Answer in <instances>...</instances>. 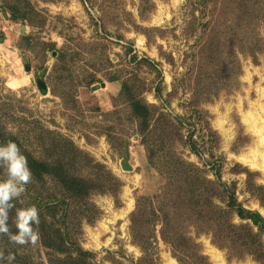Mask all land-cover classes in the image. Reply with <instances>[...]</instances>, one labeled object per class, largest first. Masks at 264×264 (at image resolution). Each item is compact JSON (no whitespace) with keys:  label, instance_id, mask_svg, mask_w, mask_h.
<instances>
[{"label":"rangeland","instance_id":"1","mask_svg":"<svg viewBox=\"0 0 264 264\" xmlns=\"http://www.w3.org/2000/svg\"><path fill=\"white\" fill-rule=\"evenodd\" d=\"M220 2L226 1L0 0V37L7 40L0 44V130L19 138L21 153L38 158L45 157L43 139L49 145L53 138L68 140L121 182L117 195L96 193L74 205L72 239L94 254L90 264H184L159 234L148 250L131 234L138 200L158 194L171 169L182 167L178 160L226 184L239 205L264 218V19L251 26L255 40L246 34L252 46L229 41L201 60L199 46L210 35L204 25ZM255 5L259 11L264 0ZM227 6L233 11L242 3L227 0ZM18 67L30 70L24 74L32 84L10 86L24 78ZM134 96L159 109L151 133H140L129 101ZM127 150L132 171L122 167ZM252 152L261 158L254 167L240 160ZM222 191L213 201L226 211L230 195ZM56 195L62 190L51 178L32 177L16 199L36 202L40 215ZM232 221L252 226L235 213ZM189 236L209 264H261L231 254L205 231L191 229ZM17 247L29 263L49 264L40 241Z\"/></svg>","mask_w":264,"mask_h":264},{"label":"trees","instance_id":"2","mask_svg":"<svg viewBox=\"0 0 264 264\" xmlns=\"http://www.w3.org/2000/svg\"><path fill=\"white\" fill-rule=\"evenodd\" d=\"M207 1L202 0V3L205 2L206 5ZM224 1H226L225 4L220 2V5L214 7L211 22L204 25L205 27L209 25L210 35L199 46L201 60L215 57L221 47L229 41L232 43L237 40L243 45L248 43L247 48L252 46L254 42L250 41L246 34L255 40L256 38L251 35V26L256 19L260 17L264 19V8L259 11L256 9L255 4L259 0H238L239 4L242 3L241 9L238 7L233 11L228 8L227 0ZM237 14L238 17L235 18ZM229 16H232V19ZM236 20L240 25L236 23ZM223 29H227V32L225 33ZM219 46L221 47L218 50ZM128 87L126 85L125 90L130 92ZM129 101L139 124L140 133H146L148 130L151 133L150 129L159 109L136 96ZM161 115L164 114L161 113ZM166 122L167 125L175 126L168 118ZM47 139L49 138L42 140L45 157L38 158L25 149L22 154L27 159L32 177L38 182H45L46 178H51L62 190L63 196L56 195L52 198L53 200L42 206L45 211L43 210L44 212L39 215L40 223L33 227L38 228L40 244L50 253L49 264H90L89 260L94 254L84 250L72 239L69 219L74 213V205L87 202L88 198L96 193L117 195L121 182L107 171L104 165L96 163L93 158L76 148L72 142L53 138L54 143L49 145L46 143ZM9 141L16 143L22 150L23 146L18 137L0 130V145ZM154 157V150H151L150 158ZM177 165L182 167L171 169L173 176L158 194L138 200L137 208L131 216V234L134 242L142 250H148L158 239L159 234L162 240L171 245L174 255L180 262L209 264L207 258L200 253L198 244L189 236L191 229L200 230L212 234L214 241L220 247L227 248L231 254H236L239 258L249 255L264 264V243L261 237L264 234V218L239 205L235 194L226 184L209 181L192 165L179 160ZM78 166L87 169L84 175L74 170ZM221 191L230 195L226 211L213 201ZM252 194L260 198L257 191ZM12 204L14 207L9 212L8 226L10 232L16 234L18 230L14 221L17 210L33 205L39 209V206L36 202L24 204L16 198ZM233 213L237 214L241 220L251 222L252 226L250 224L235 225L232 221ZM158 227H160L159 231H157ZM253 227H257L259 232L255 233ZM0 237V240L4 241L5 264H34L18 255V244L11 243L8 235L0 234ZM10 254L14 259H8Z\"/></svg>","mask_w":264,"mask_h":264},{"label":"clouds","instance_id":"3","mask_svg":"<svg viewBox=\"0 0 264 264\" xmlns=\"http://www.w3.org/2000/svg\"><path fill=\"white\" fill-rule=\"evenodd\" d=\"M0 167L5 170L6 179L0 181V234L9 236L11 243L35 245L39 239L38 226L40 223L39 210L36 206L18 209L15 226L17 233L12 234L8 226L9 212L14 207L12 201L19 198L25 191V186L31 182L32 173L26 157L21 153L19 146L9 141L0 145ZM3 254L0 253V258ZM14 257L9 255V259Z\"/></svg>","mask_w":264,"mask_h":264},{"label":"bare ground","instance_id":"4","mask_svg":"<svg viewBox=\"0 0 264 264\" xmlns=\"http://www.w3.org/2000/svg\"><path fill=\"white\" fill-rule=\"evenodd\" d=\"M26 78L24 77L22 80H21V82H19L18 80H16V79H13V80H11L10 82H9V84H10V86L12 87V88H17L19 85H23L25 82H26ZM255 123V122H254ZM253 123V124H254ZM252 124V127L254 128V127H256V126H254ZM262 141H264V139H261L260 140V142L259 143H262ZM259 145V144H258ZM260 146V145H259ZM264 146V145H263ZM264 152V151H263ZM260 154V153H259ZM258 154V155H259ZM260 156V155H259ZM263 156V155H262ZM261 156V157H262ZM257 155L256 154H254V152H252V154H250V155H246V156H242V157H240V160L242 161V162H244L245 163V165L247 164V165H249V166H251V167H254L255 165H257V163H256V160H260L261 158H257ZM264 160V159H263ZM261 161V160H260ZM220 264H222V263H220Z\"/></svg>","mask_w":264,"mask_h":264},{"label":"crops","instance_id":"5","mask_svg":"<svg viewBox=\"0 0 264 264\" xmlns=\"http://www.w3.org/2000/svg\"><path fill=\"white\" fill-rule=\"evenodd\" d=\"M7 42V40L5 39V38H2V37H0V44H5ZM26 71V72H25ZM24 73H30V70L28 69V68H24V70L22 69L21 70V68L20 67H18L17 68V70H16V74H17V76L18 75H20V76H23L24 75V77L27 79L26 80V82L23 84V85H21L20 87H18V88H21V87H26V86H29L30 84H32V79L28 76V75H26V74H24ZM16 76H12L9 80H11V79H13V78H15ZM9 82V81H8ZM9 86V85H8Z\"/></svg>","mask_w":264,"mask_h":264},{"label":"water","instance_id":"6","mask_svg":"<svg viewBox=\"0 0 264 264\" xmlns=\"http://www.w3.org/2000/svg\"><path fill=\"white\" fill-rule=\"evenodd\" d=\"M47 91L43 89V93H46ZM122 167L125 171H132V167L129 163V150H127V157L122 162Z\"/></svg>","mask_w":264,"mask_h":264}]
</instances>
